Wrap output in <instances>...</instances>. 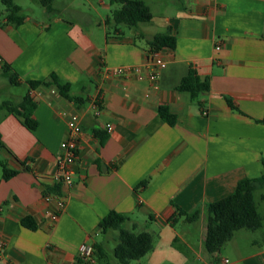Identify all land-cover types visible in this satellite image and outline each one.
I'll list each match as a JSON object with an SVG mask.
<instances>
[{"label":"crops","instance_id":"0c3cea01","mask_svg":"<svg viewBox=\"0 0 264 264\" xmlns=\"http://www.w3.org/2000/svg\"><path fill=\"white\" fill-rule=\"evenodd\" d=\"M143 1L153 21L119 27L108 37L103 23L111 8L104 0H84V5L55 0L51 18L42 6L39 13L26 12L15 0L25 22L0 28V92L12 86L3 74L6 65L19 76L17 87L26 88L36 103L39 127L32 132L20 118L0 111V161L18 171L0 183V264H81L85 245L107 241L99 226L112 211L129 216L128 229L155 233L146 264H187L188 257L175 247L179 243L202 264L225 258L230 264H264V226L250 253L237 247L236 253L218 257L203 248L206 206L233 194L240 181L263 174L264 0ZM161 3L163 11L156 13L152 4ZM167 33L177 45L159 51L167 67L156 84L135 76L105 77V68L146 66L154 52L149 42ZM191 70L210 85L198 99L177 90ZM52 74L70 84L69 98L54 87L30 90L26 84ZM25 96L8 92L0 105L18 106ZM161 107L176 116L174 126L163 120ZM71 114L79 115L87 137L70 192L57 161ZM96 132L107 136L104 143ZM178 209L202 210L195 223L202 231L199 247L170 225ZM26 217L35 221V231L22 225ZM181 220L187 223L179 218L177 224Z\"/></svg>","mask_w":264,"mask_h":264},{"label":"trees","instance_id":"16d2710c","mask_svg":"<svg viewBox=\"0 0 264 264\" xmlns=\"http://www.w3.org/2000/svg\"><path fill=\"white\" fill-rule=\"evenodd\" d=\"M47 16L51 18L56 15L54 8L55 0H39ZM111 6L119 5L112 15L107 17L103 26L107 29V36L113 32H118V28L126 26L136 28L140 24L150 23L154 16L151 9L143 0H107ZM5 12L0 11V28L6 25L20 27L25 22L23 9L15 3V0H2ZM114 33V34H115ZM152 51L159 52L164 49L174 50L177 45V39L170 33L157 35L149 42ZM3 74L9 79L14 86H19V76L9 66H3ZM30 90H37L40 87L56 88L58 92L66 98H69L71 86L69 83H63L61 79L52 74L45 81H29L26 83ZM177 90L187 93L192 99H198L202 94L210 91L208 80L202 81L195 71L189 74L178 85ZM6 110L9 113L20 118L23 125L30 131L38 129L39 123L34 119L36 103L27 94L23 102L14 106L6 102L0 105V111ZM159 113L163 120L170 126L176 124V116L170 112L167 107L159 108ZM264 123V121H263ZM96 136L104 143L107 136L96 132ZM1 140V135H0ZM263 174L256 179H244L239 182L235 192L223 200L208 204L206 206V235L203 242L205 253L211 256H218L222 253L223 248L233 240L235 234L241 230L257 231L264 226V216L259 212L256 203L255 194L264 189V157L262 159ZM0 167L3 176L0 183L9 181L18 175V171L11 170L4 162L0 161ZM29 169V168H28ZM264 204V194L261 195ZM202 210L193 214H188L180 209L169 221L173 228H176L178 219L184 218L189 224L197 223L202 217ZM130 222L129 216L115 211L110 212L101 222L100 230L103 236L107 238L105 243L97 244L94 249L92 261H86L80 257L81 264H131L132 262L141 263L155 249L156 236L149 228L144 231H137L136 227L128 229L126 225ZM22 225L35 231L37 225L31 217L22 220ZM110 234V235H109ZM110 237L116 240V246L112 251L115 262L110 259L109 251L106 247Z\"/></svg>","mask_w":264,"mask_h":264},{"label":"built area","instance_id":"2783aa9c","mask_svg":"<svg viewBox=\"0 0 264 264\" xmlns=\"http://www.w3.org/2000/svg\"><path fill=\"white\" fill-rule=\"evenodd\" d=\"M220 50V48H217ZM167 67V62L160 52H151L146 66L118 68V69H104L105 77L111 76H135L139 80H149L150 82L157 83L161 72ZM95 115L100 114V106L98 101H93L91 104ZM67 120L68 133L67 139L61 143V153L57 161V169L60 174L61 181L66 190L73 191L76 187V168L79 160V150L81 143L86 139L87 132L81 124L79 115L71 114ZM112 126L108 125L107 130L112 131ZM29 169H31L28 166ZM59 206L64 207L65 201L59 197ZM56 218V216L54 217ZM94 249L92 246L85 245L80 253V257L86 261H92ZM218 264H230V260L225 258L218 262Z\"/></svg>","mask_w":264,"mask_h":264},{"label":"rangeland","instance_id":"374dc122","mask_svg":"<svg viewBox=\"0 0 264 264\" xmlns=\"http://www.w3.org/2000/svg\"><path fill=\"white\" fill-rule=\"evenodd\" d=\"M65 1V0H64ZM96 1V0H95ZM111 8V11H108L106 12L105 15H107V17L111 16L112 15V12L115 10V9H118L120 8L119 5H114V6H111L109 4V2L107 0H104ZM147 3H152V0H145ZM79 2L82 4L84 2V0H79ZM158 2H161V1H158ZM17 3H21L23 4L24 6V9L26 12H28V10L31 9V11H34L35 13H39L41 12L43 9L41 7V5L39 4V2L35 5L31 4L30 2L26 1V0H17ZM86 4V2H84L82 5ZM162 4L164 3H161L160 5H157V8L156 6H154V4H152L153 8L155 9V12L156 13H160L163 11V6ZM80 5L78 6L81 10H84L85 7L83 8V6ZM0 11L2 13L5 12V7L2 3V0H0ZM87 12V11H86ZM33 13V12H32ZM156 24L161 26L162 24V19L160 18V16L157 17V21H156ZM125 28L128 29V27L124 26ZM95 29V28H94ZM4 77H2L1 73H0V81L3 80ZM8 92H12L16 95H27V89L24 88V87H17V86H10V89L8 90H4L1 94H0V103L2 101H5L6 99V94ZM2 174V169L0 167V175ZM264 194V189L263 190H260L258 191L256 194H255V198H256V203L258 205V208H259V212L261 213V215L264 216V204L261 200V195ZM176 230L179 232V233H184L186 234V237L190 240V242L193 244L194 247H199L200 246V240H201V235H202V231H201V227L200 225L198 224H188V223H185L184 220H181L179 224H177L176 226ZM236 237L233 238V240L231 242H229L222 250V253H221V256H229L230 254H233V253H236L237 252V247L238 249L243 252V253H250L252 252L256 247H257V244L255 245H252V242L254 240H261L262 239V231L261 229L260 230H257V231H249V230H241L239 233H236L235 234ZM113 237H110V241H108V244L106 245L108 251H109V256H110V259L115 262V259H114V256L112 255V251L113 249L115 248L116 246V240L115 239H112ZM104 239V238H103ZM101 239V240H103ZM175 247H179L180 249L183 250L184 254L188 257L189 261L187 264H202V261L200 259L197 258V256L195 254H190L189 251H188V248L186 245H184L183 243H179V244H175ZM219 257V255H218ZM141 263H146V258L143 259L141 261ZM131 264H138V262H132ZM166 264H174V263H171V262H166Z\"/></svg>","mask_w":264,"mask_h":264}]
</instances>
